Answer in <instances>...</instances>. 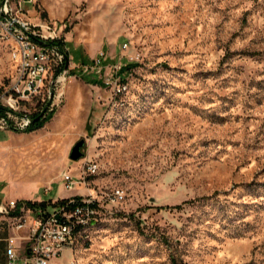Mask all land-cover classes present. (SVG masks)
I'll use <instances>...</instances> for the list:
<instances>
[{
    "label": "rangeland",
    "instance_id": "obj_1",
    "mask_svg": "<svg viewBox=\"0 0 264 264\" xmlns=\"http://www.w3.org/2000/svg\"><path fill=\"white\" fill-rule=\"evenodd\" d=\"M34 4L25 5L31 22L64 37L75 77L42 127L0 131V197L47 206L125 193L117 205L104 203L87 238L53 261L264 264V0ZM6 42L0 93L15 78ZM100 51L107 65L135 64L105 70L126 85L118 96L79 71ZM79 140L84 156L74 161ZM86 162L98 165L96 174L66 190L61 173L79 180Z\"/></svg>",
    "mask_w": 264,
    "mask_h": 264
},
{
    "label": "built area",
    "instance_id": "obj_2",
    "mask_svg": "<svg viewBox=\"0 0 264 264\" xmlns=\"http://www.w3.org/2000/svg\"><path fill=\"white\" fill-rule=\"evenodd\" d=\"M36 0H0V40L2 30L14 32V43H7L14 49L11 60L15 78L11 87L0 93V131H26L35 117H45L58 106L65 85L73 76L65 39L55 31L52 25L33 23L29 17L26 4L35 6ZM127 44L122 45V51ZM128 61L133 57L127 56ZM107 56L100 51L93 59L91 67L80 68L83 74L101 79L111 86L116 96L126 91V85L119 77L113 76L122 64H105ZM111 73H105V70ZM10 94H17V101H10ZM98 165L86 162L82 175L75 180L68 172L61 173V180L66 190H72L75 184L85 183V176L96 174ZM125 198L121 188L103 191L99 196H74L65 200H52L47 206L30 208L25 201L10 200L0 202V214L15 212L11 226L22 229L26 223L25 212L35 211L27 237V248L20 254L13 239H9L6 249V264H59L53 261L61 256L64 248L72 251L77 241L87 238L89 220H98L104 203L117 205ZM68 264H78L75 258Z\"/></svg>",
    "mask_w": 264,
    "mask_h": 264
},
{
    "label": "crops",
    "instance_id": "obj_3",
    "mask_svg": "<svg viewBox=\"0 0 264 264\" xmlns=\"http://www.w3.org/2000/svg\"><path fill=\"white\" fill-rule=\"evenodd\" d=\"M10 200L25 201L24 198L19 199L16 195H10V197H8L7 199L4 197H0V202L5 203ZM32 209H29L27 212H25L26 223L25 226L20 230H17L11 226V221L13 219V216L15 215V212H11L9 215L0 214V264L7 263L6 249L10 238L13 239L16 250L20 254H22L26 250L29 228L31 226L33 218L35 217V211Z\"/></svg>",
    "mask_w": 264,
    "mask_h": 264
},
{
    "label": "trees",
    "instance_id": "obj_4",
    "mask_svg": "<svg viewBox=\"0 0 264 264\" xmlns=\"http://www.w3.org/2000/svg\"><path fill=\"white\" fill-rule=\"evenodd\" d=\"M132 66H135V64H129L128 66L126 65V66L122 67L121 68V72L125 71L126 69H129ZM86 80L89 83H92V84H97L98 83L96 80H93V79H90V78H86ZM51 117H52V114H49L48 117H39V118L35 117L31 127L27 131H34V130L42 127L47 121H49L51 119ZM65 199L66 198L60 199V200L63 201ZM26 203L31 208H36V207H39V206H42V207L45 206V202L44 201H41V202L26 201ZM175 207H179V206H175Z\"/></svg>",
    "mask_w": 264,
    "mask_h": 264
},
{
    "label": "water",
    "instance_id": "obj_5",
    "mask_svg": "<svg viewBox=\"0 0 264 264\" xmlns=\"http://www.w3.org/2000/svg\"><path fill=\"white\" fill-rule=\"evenodd\" d=\"M84 146V140H79L76 142L70 150L69 158L71 160H78L84 156V153L81 151Z\"/></svg>",
    "mask_w": 264,
    "mask_h": 264
},
{
    "label": "bare ground",
    "instance_id": "obj_6",
    "mask_svg": "<svg viewBox=\"0 0 264 264\" xmlns=\"http://www.w3.org/2000/svg\"><path fill=\"white\" fill-rule=\"evenodd\" d=\"M3 35L4 36H12V37H14V32L12 31V30H2V37H3ZM4 38V37H3ZM6 39V38H5ZM11 95H17V94H11ZM12 98V97H11ZM13 99H15L14 97H13ZM11 100V101H17V100ZM94 222H96V220H89L88 221V228L94 223ZM78 242L79 241H77V244H78Z\"/></svg>",
    "mask_w": 264,
    "mask_h": 264
}]
</instances>
